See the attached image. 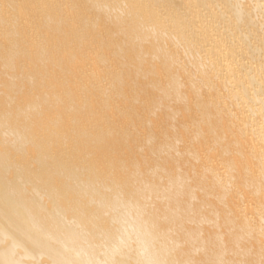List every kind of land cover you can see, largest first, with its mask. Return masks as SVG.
Here are the masks:
<instances>
[{
  "label": "bare ground",
  "instance_id": "6f19581e",
  "mask_svg": "<svg viewBox=\"0 0 264 264\" xmlns=\"http://www.w3.org/2000/svg\"><path fill=\"white\" fill-rule=\"evenodd\" d=\"M243 1L0 0V264H264L228 201L264 212V0Z\"/></svg>",
  "mask_w": 264,
  "mask_h": 264
},
{
  "label": "rangeland",
  "instance_id": "374dc122",
  "mask_svg": "<svg viewBox=\"0 0 264 264\" xmlns=\"http://www.w3.org/2000/svg\"><path fill=\"white\" fill-rule=\"evenodd\" d=\"M244 5H245V3L246 4H248V1L246 0V2L245 1H243L242 2ZM242 4V5H243ZM243 7H250V6H243ZM248 8H246V9H248ZM255 19H260V18H255ZM220 29H222V28H219V30ZM222 30H220V32H221ZM213 33V35H214V33H216V31H213L212 32ZM216 34H218V33H216ZM225 34V33H224ZM224 34H223V38H224ZM33 35V34H32ZM219 35V34H218ZM226 35V34H225ZM34 36V35H33ZM215 36V35H214ZM213 36V37H214ZM219 38H220V36H219ZM222 38V39H223ZM229 40H231V38L229 39ZM234 40V39H233ZM252 40V39H251ZM232 41V40H231ZM230 43H232V42H229L228 43V47L231 45ZM227 44V43H226ZM207 46V45H206ZM209 47V46H208ZM207 47V48H208ZM231 47V46H230ZM209 49V48H208ZM203 53V52H202ZM200 55H202V54H200ZM203 56H204V54H203ZM246 63V65H248L247 64V60L245 61V60H243V64H245ZM256 62H261L262 63V61H256ZM255 62V63H256ZM91 63H92V65H91ZM261 63L259 64V65H261ZM253 64L254 63H252V67H253ZM263 64H264V62H263ZM255 65V64H254ZM85 69H86V71L85 72H87V71H89V70H92V71H94L95 73H98V74H101V73H103V67L100 65V64H95L94 63V61L92 62H89V64L87 65V67H85ZM82 70L84 71V67L82 68ZM258 73H260V72H258ZM251 74V73H250ZM264 74V73H263ZM252 75V74H251ZM250 75V76H251ZM86 83V82H85ZM100 85L101 86H105L106 85V81H104L103 79L100 81ZM252 89H250V91H251ZM257 91L258 90V88H255V89H253L251 92H253V91ZM97 93V92H96ZM100 96V95H99ZM261 95H259L258 94V97H259V99H261L263 96H261ZM220 103L221 102H219V105H220ZM221 106V105H220ZM233 107H234V109H233ZM235 105H232V106H230V110H231V112H233V110H235ZM242 108V107H241ZM233 109V110H232ZM246 109H245V107L244 108H242L241 109V113H239L240 112V110L238 111V109H236V111H238V112H233V113H235L236 114V116H238L237 114H239L240 116H242V115H244V121L245 120H247V119H245V116H247L248 115V112L247 111H245ZM252 117L253 116H251V119H252ZM238 118H240V117H238ZM255 118V117H254ZM249 119H250V117H248V121H247V123H249L250 124V122H249ZM239 124H240V122H238ZM258 126L260 127L261 125V121L260 122H258ZM262 127V126H261ZM250 128L252 129V127H250L249 126V129L248 130H250ZM255 129H256V127H254ZM253 128V129H254ZM262 133H264V131H261ZM249 133H252V132H250L249 131ZM255 135V134H254ZM256 136V135H255ZM254 136V139L256 138ZM250 137L252 138V136H251V134H250V136H248V139H250ZM253 139V138H252ZM253 139V141H254V143H258L257 142V139H256V141ZM252 145H257V144H253L252 143ZM198 151H197V154H199V156H200V160L202 161L200 164L201 165H198V166H195L194 167V169H193V172H194V174L195 175H197L198 177H200V178H202V179H205V180H210V179H212V176H213V174H218L219 176H218V178H220V179H222L223 178V174H224V170L222 169V167H221V165L218 163V161L212 156L211 158H210V163L208 164L205 160H204V149H197ZM209 156H211L210 154H209ZM143 159H146V158H143ZM147 160H150V158H147ZM140 161H142V160H140ZM181 169H182V171L186 174V173H189L190 172V168L188 167L187 168V161H185L184 162V165H182V167H181ZM245 191H243V190H240V189H237V193L236 192H233V193H231L230 194V196H229V198H228V201L230 202V205H231V207L234 209V211H241L242 212V214L244 213V218L245 219H251V220H253V221H251V222H249L248 223V225L251 227V229H252V231H253V233L255 234V236L257 235V236H261V238H263L264 239V226H262V225H260V227L261 228H259V224H258V222H256V221H258L261 217H263L264 216V212H262V210L260 209V207L256 204V202H255V200L252 198V196L251 195H249L248 193H244ZM209 200H211V198H209ZM256 208V209H255ZM255 209V210H254ZM244 220V219H243ZM260 229L261 230V232L262 233H257V229Z\"/></svg>",
  "mask_w": 264,
  "mask_h": 264
},
{
  "label": "water",
  "instance_id": "95a60500",
  "mask_svg": "<svg viewBox=\"0 0 264 264\" xmlns=\"http://www.w3.org/2000/svg\"><path fill=\"white\" fill-rule=\"evenodd\" d=\"M67 162H69V161H67ZM81 182V181H80Z\"/></svg>",
  "mask_w": 264,
  "mask_h": 264
}]
</instances>
